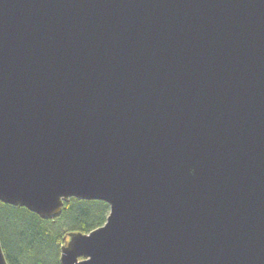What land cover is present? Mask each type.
Returning a JSON list of instances; mask_svg holds the SVG:
<instances>
[{
    "label": "water",
    "instance_id": "95a60500",
    "mask_svg": "<svg viewBox=\"0 0 264 264\" xmlns=\"http://www.w3.org/2000/svg\"><path fill=\"white\" fill-rule=\"evenodd\" d=\"M71 199L61 264H264V0H0V202Z\"/></svg>",
    "mask_w": 264,
    "mask_h": 264
},
{
    "label": "trees",
    "instance_id": "16d2710c",
    "mask_svg": "<svg viewBox=\"0 0 264 264\" xmlns=\"http://www.w3.org/2000/svg\"><path fill=\"white\" fill-rule=\"evenodd\" d=\"M110 207L103 201L71 199L61 216L44 220L25 207L0 202V239L8 264H61L68 233L89 234L107 222Z\"/></svg>",
    "mask_w": 264,
    "mask_h": 264
}]
</instances>
